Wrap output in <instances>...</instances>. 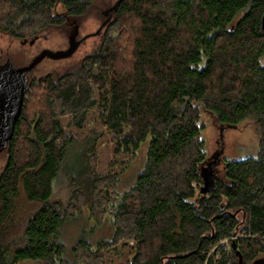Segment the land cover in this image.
Here are the masks:
<instances>
[{
  "label": "trees",
  "instance_id": "16d2710c",
  "mask_svg": "<svg viewBox=\"0 0 264 264\" xmlns=\"http://www.w3.org/2000/svg\"><path fill=\"white\" fill-rule=\"evenodd\" d=\"M103 1L0 0V32L23 41L53 28L71 41L91 11L103 19L98 45L71 68L27 72L3 150L0 264H107L121 242L130 248L123 264H240L238 252L253 264L264 257V0H122L108 15ZM96 105L116 154L147 145L144 169L122 194L119 175L96 171L89 147L86 174L71 176L67 199L55 198L53 183L78 142L62 119L81 128ZM204 111L219 129L252 123L260 131L257 155L226 160L211 189L201 174ZM85 209L96 225L109 216L114 231L96 244L80 238L69 259L61 228Z\"/></svg>",
  "mask_w": 264,
  "mask_h": 264
},
{
  "label": "rangeland",
  "instance_id": "374dc122",
  "mask_svg": "<svg viewBox=\"0 0 264 264\" xmlns=\"http://www.w3.org/2000/svg\"><path fill=\"white\" fill-rule=\"evenodd\" d=\"M114 0L100 2L98 9L104 12L109 3ZM101 15L96 10L91 11L80 21L77 34L71 37L65 28H53L44 31L36 38L29 40L16 39L7 33L0 32V63L11 58L18 65H26L37 61L31 75H45L50 72H64L76 64L86 54L92 52L100 41L98 31L102 22ZM72 28V27H71ZM76 32V29L74 30ZM75 39V40H74ZM71 42V43H70ZM72 42H75L73 44ZM74 45V47H73ZM71 54L51 56V53ZM47 52V53H45ZM97 95V93H95ZM205 128L202 136L206 140L208 157L219 152V161L213 164L204 163L203 169L211 172L214 177H223L226 160H240L258 153L260 131L257 124H243L240 128H225L224 132L215 124L213 117L206 111L203 112ZM67 131H70L78 142L68 147L63 170L53 183V196L58 199H67L76 187L71 176L86 174L85 155L89 147L95 148L96 171L100 173H117L119 175L118 190L123 194L131 188L140 172L144 169L147 159V145H143L137 153L116 154V140L113 132L105 124V114L100 105L89 110L83 127H76L70 117L62 119ZM221 141V144H220ZM222 146V148H221ZM214 158H211V160ZM6 160V153L0 152V172ZM88 175V173H87ZM79 184V181L76 183ZM108 214V213H107ZM114 227L109 216L106 215L102 225H96L89 216L88 209L65 222L61 228L59 240L66 246V257L72 258V246L80 238H86L93 244L100 239L110 238ZM134 241H129L132 245ZM127 243L121 242L116 247L107 250V264H123L130 256ZM17 264H39L37 261L26 260ZM264 264V263H261Z\"/></svg>",
  "mask_w": 264,
  "mask_h": 264
},
{
  "label": "water",
  "instance_id": "95a60500",
  "mask_svg": "<svg viewBox=\"0 0 264 264\" xmlns=\"http://www.w3.org/2000/svg\"><path fill=\"white\" fill-rule=\"evenodd\" d=\"M122 0H117L115 4L108 7L104 13L106 15L116 8ZM108 18L102 23L103 25L107 22ZM261 28L264 30V14L262 15ZM77 34V29L74 35ZM72 35V37L74 36ZM75 44V42H72ZM74 47V45H73ZM47 53V52H45ZM51 56L59 57L60 55H69L71 52L66 51L63 53H51ZM37 61H32L29 64L18 66L11 58L6 59L4 62L0 63V152L8 148L9 142L13 138L16 129V123L21 115L26 91L29 88L28 74L27 72L31 70ZM229 128H239L238 125H229ZM221 132H224L225 127L220 126ZM205 176V184L208 189L214 184L215 175L210 169L206 170L203 175ZM210 178V179H209ZM207 180V182H206ZM212 181V182H211ZM210 186V187H209ZM206 187L202 188V191L206 190ZM234 248H236V243L233 242ZM239 253L240 264H243V256ZM264 263V257L257 258L253 264Z\"/></svg>",
  "mask_w": 264,
  "mask_h": 264
},
{
  "label": "flooded vegetation",
  "instance_id": "af4514ba",
  "mask_svg": "<svg viewBox=\"0 0 264 264\" xmlns=\"http://www.w3.org/2000/svg\"><path fill=\"white\" fill-rule=\"evenodd\" d=\"M211 158H214V159L211 160ZM219 158H220V156H219V152H218V153H215L214 155H211L210 157H208L207 160L205 161V163L213 164L214 162L219 161ZM224 162H225V161H224ZM208 167H209V169L211 170V166H208ZM224 167H225V164H224ZM203 171H206V168H204ZM211 171H212V170H211ZM205 176H207V175L205 174L203 177H205ZM204 179H205V178H204ZM209 179H210V178H209ZM206 182H207V180H206ZM211 182H212V181H211Z\"/></svg>",
  "mask_w": 264,
  "mask_h": 264
},
{
  "label": "crops",
  "instance_id": "0c3cea01",
  "mask_svg": "<svg viewBox=\"0 0 264 264\" xmlns=\"http://www.w3.org/2000/svg\"><path fill=\"white\" fill-rule=\"evenodd\" d=\"M87 210V209H86Z\"/></svg>",
  "mask_w": 264,
  "mask_h": 264
}]
</instances>
